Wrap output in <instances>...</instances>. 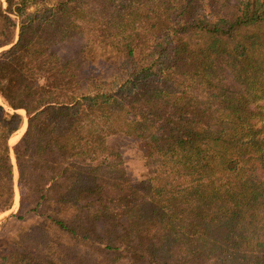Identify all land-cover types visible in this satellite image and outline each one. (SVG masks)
Wrapping results in <instances>:
<instances>
[{
	"label": "trees",
	"instance_id": "obj_1",
	"mask_svg": "<svg viewBox=\"0 0 264 264\" xmlns=\"http://www.w3.org/2000/svg\"><path fill=\"white\" fill-rule=\"evenodd\" d=\"M7 45L0 264H264V0H0Z\"/></svg>",
	"mask_w": 264,
	"mask_h": 264
},
{
	"label": "rangeland",
	"instance_id": "obj_2",
	"mask_svg": "<svg viewBox=\"0 0 264 264\" xmlns=\"http://www.w3.org/2000/svg\"><path fill=\"white\" fill-rule=\"evenodd\" d=\"M10 45L0 48V53L8 49ZM0 103L4 106L7 111H12L7 105L5 100L0 95ZM24 115V123L22 127L15 132V134L10 139V144L14 147L22 138L28 125V117L26 116L25 110H19ZM123 144V153L126 160V166L129 171L131 178L134 181L141 180L147 175V167L144 164L142 155L140 154V149L138 144L133 139H123L121 141ZM12 159L14 163V182H15V201L11 208L0 213V245L9 244L13 238L18 235L21 230L27 228L28 226H33L37 224V218L30 214L25 219H20L17 214L20 209V188H19V169L16 162L15 153L12 150Z\"/></svg>",
	"mask_w": 264,
	"mask_h": 264
}]
</instances>
